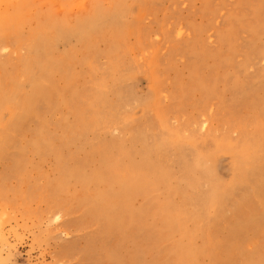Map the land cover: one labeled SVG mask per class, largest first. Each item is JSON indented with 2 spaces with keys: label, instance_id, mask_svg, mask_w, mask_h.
I'll use <instances>...</instances> for the list:
<instances>
[{
  "label": "rangeland",
  "instance_id": "rangeland-1",
  "mask_svg": "<svg viewBox=\"0 0 264 264\" xmlns=\"http://www.w3.org/2000/svg\"><path fill=\"white\" fill-rule=\"evenodd\" d=\"M0 264H264V0L0 1Z\"/></svg>",
  "mask_w": 264,
  "mask_h": 264
},
{
  "label": "bare ground",
  "instance_id": "bare-ground-1",
  "mask_svg": "<svg viewBox=\"0 0 264 264\" xmlns=\"http://www.w3.org/2000/svg\"><path fill=\"white\" fill-rule=\"evenodd\" d=\"M0 1H5V0H0ZM118 12V11H117ZM102 22V21H101ZM96 26V25H95Z\"/></svg>",
  "mask_w": 264,
  "mask_h": 264
}]
</instances>
